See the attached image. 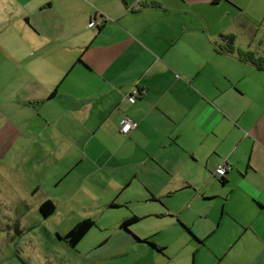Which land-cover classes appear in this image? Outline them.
I'll return each instance as SVG.
<instances>
[{
    "label": "crops",
    "instance_id": "obj_1",
    "mask_svg": "<svg viewBox=\"0 0 264 264\" xmlns=\"http://www.w3.org/2000/svg\"><path fill=\"white\" fill-rule=\"evenodd\" d=\"M230 1L0 0V95L38 113L9 135L63 167L73 211L116 214L125 234L99 244L130 264H264V0ZM221 3L257 8L206 21ZM132 216L157 223L123 230Z\"/></svg>",
    "mask_w": 264,
    "mask_h": 264
},
{
    "label": "rangeland",
    "instance_id": "obj_2",
    "mask_svg": "<svg viewBox=\"0 0 264 264\" xmlns=\"http://www.w3.org/2000/svg\"><path fill=\"white\" fill-rule=\"evenodd\" d=\"M255 8L257 4L251 3L241 5L239 10L234 11L221 3L210 12L207 9L204 19L207 21L208 13L214 17L218 12H226L227 17H223L225 23L232 16L246 17ZM2 62L0 59V70L3 69ZM1 80L0 75V83ZM17 98L18 93L10 86L0 95V264H130L132 253H122L116 243L99 244L104 238L111 240L124 233L116 224V230L105 229L108 223L117 221L116 214L111 212L106 214L110 215V221L107 217L96 219V225L75 248H69L58 239L82 218L95 216V210L73 211L76 205L69 201L70 197L64 195V199L60 196L62 189H71V182L59 185L53 182V176L58 170L62 172L63 167L55 160L52 163L40 161L38 140L36 146L29 149L23 133L16 137L9 135L13 126L19 127L21 131L26 128L30 130L28 119L38 116L35 112L37 108ZM36 188L39 190L36 191ZM46 200L54 204L55 211L44 219L39 213V206ZM61 200L68 202L63 203ZM64 206L73 212H65L60 208ZM115 206L118 204L115 203ZM151 223L157 222L141 220L130 228L144 234Z\"/></svg>",
    "mask_w": 264,
    "mask_h": 264
},
{
    "label": "trees",
    "instance_id": "obj_3",
    "mask_svg": "<svg viewBox=\"0 0 264 264\" xmlns=\"http://www.w3.org/2000/svg\"><path fill=\"white\" fill-rule=\"evenodd\" d=\"M254 64H255L256 68H258V70H264V59L263 58H258L256 60H254ZM138 91H139V93L142 92L140 90H138ZM225 165L227 166V164H225ZM223 177L224 176H222V177H214V178L221 179ZM54 211H55V206L49 200H46V201L42 202L40 204V206H39V213L44 219H46L49 216H51L54 213ZM138 221H139V219L137 217L132 216V217H129V218L125 219L121 223L120 226H121V228L123 230H127V227H129L132 224L137 223ZM94 226H95L94 220H92L90 218H83V219L79 220L78 222H76V224L64 236H62V237L58 236V239L60 241H63L64 243H66V245L69 248L73 249L81 242V240L86 236V234ZM135 239L137 240V242L145 243V244H148L149 246H151L152 248H156V246L153 243H151V242H149L147 240L141 241V240H139L137 238H135Z\"/></svg>",
    "mask_w": 264,
    "mask_h": 264
},
{
    "label": "built area",
    "instance_id": "obj_4",
    "mask_svg": "<svg viewBox=\"0 0 264 264\" xmlns=\"http://www.w3.org/2000/svg\"><path fill=\"white\" fill-rule=\"evenodd\" d=\"M105 19H106L105 16H101V21L102 22H105L106 21ZM97 26H98V23L91 22V23H89V26L88 27L89 28H94V27H97ZM140 96H142V92L139 93V91L136 88L132 89L130 91V93L127 95L128 101L131 104L135 103V101L138 98H140ZM136 125L137 124L135 122H133V121H131V120H129V119L126 118V119H124L122 121L119 131H120V133L122 135H128L130 133V131H132L133 129H135ZM226 171H227V166L225 164L219 165L215 169V171L213 173V176L214 177H222V176H224L226 174Z\"/></svg>",
    "mask_w": 264,
    "mask_h": 264
},
{
    "label": "water",
    "instance_id": "obj_5",
    "mask_svg": "<svg viewBox=\"0 0 264 264\" xmlns=\"http://www.w3.org/2000/svg\"><path fill=\"white\" fill-rule=\"evenodd\" d=\"M224 41H227L228 44H231L232 39L231 37L227 36V37H222Z\"/></svg>",
    "mask_w": 264,
    "mask_h": 264
},
{
    "label": "flooded vegetation",
    "instance_id": "obj_6",
    "mask_svg": "<svg viewBox=\"0 0 264 264\" xmlns=\"http://www.w3.org/2000/svg\"><path fill=\"white\" fill-rule=\"evenodd\" d=\"M225 42H227V41H225Z\"/></svg>",
    "mask_w": 264,
    "mask_h": 264
}]
</instances>
